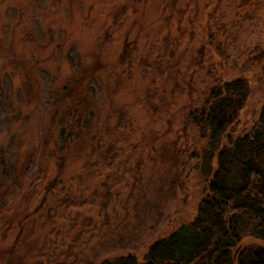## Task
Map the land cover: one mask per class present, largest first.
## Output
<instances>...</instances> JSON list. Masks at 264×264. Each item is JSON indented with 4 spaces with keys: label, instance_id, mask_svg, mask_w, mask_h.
<instances>
[{
    "label": "rangeland",
    "instance_id": "obj_1",
    "mask_svg": "<svg viewBox=\"0 0 264 264\" xmlns=\"http://www.w3.org/2000/svg\"><path fill=\"white\" fill-rule=\"evenodd\" d=\"M263 53L264 0H0V186L10 192L1 188L0 264L142 260L203 193L185 113L215 77L240 72L250 86L240 124L249 120L264 100ZM81 67L92 109L54 134L68 145L46 192L56 173L46 151L43 180L18 174L46 134L56 87ZM26 71L39 102L23 96Z\"/></svg>",
    "mask_w": 264,
    "mask_h": 264
},
{
    "label": "trees",
    "instance_id": "obj_2",
    "mask_svg": "<svg viewBox=\"0 0 264 264\" xmlns=\"http://www.w3.org/2000/svg\"><path fill=\"white\" fill-rule=\"evenodd\" d=\"M258 57L264 78V53ZM87 69L79 68L56 87L54 100L45 109L50 113L46 134L38 136L37 146L28 156L24 171L18 174L27 175L35 182L43 180L45 170L38 162L46 151V155L54 159L56 171L43 187L46 192L61 181L58 174L64 166L68 145L64 140L58 145L54 134L56 136L58 130L64 133L73 129L77 126L73 120L78 122L82 114L91 112L93 77L89 75L86 81ZM239 73L215 77L200 104L185 113V124L198 134L195 168L196 177L203 183V193L193 216L153 240L142 260L133 254H116L86 264H264V100L259 101L255 115L240 124L250 86ZM36 86L26 71L21 91L27 102H39ZM68 116L71 122L64 121ZM59 123L63 125L61 129L57 126ZM76 130L78 133L79 129ZM100 157L107 159L105 155H96ZM2 187L0 215L2 213L3 217L2 206L7 197L1 192ZM5 190L10 195L8 187Z\"/></svg>",
    "mask_w": 264,
    "mask_h": 264
}]
</instances>
